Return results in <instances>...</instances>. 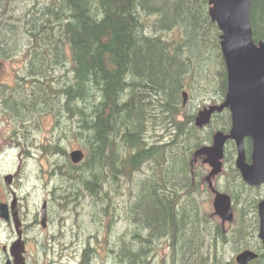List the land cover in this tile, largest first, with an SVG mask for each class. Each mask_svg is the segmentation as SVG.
Instances as JSON below:
<instances>
[{"label":"trees","instance_id":"trees-1","mask_svg":"<svg viewBox=\"0 0 264 264\" xmlns=\"http://www.w3.org/2000/svg\"><path fill=\"white\" fill-rule=\"evenodd\" d=\"M207 8L208 0H0V59L22 54L13 79L0 85V114L11 126L4 140L29 147L21 124L33 118L40 128L53 118L63 207L80 215L89 199L92 226L106 225L100 237L110 264H235L223 257L224 243H254L257 188L232 176V198L243 207L228 234L192 199L191 151L230 123L223 111L198 130L182 107L183 89L226 91L219 30ZM250 22L264 40V0H251ZM70 136L85 150L78 164L68 157ZM142 170L121 207L116 184ZM116 215L129 225L122 235L114 233Z\"/></svg>","mask_w":264,"mask_h":264},{"label":"water","instance_id":"water-1","mask_svg":"<svg viewBox=\"0 0 264 264\" xmlns=\"http://www.w3.org/2000/svg\"><path fill=\"white\" fill-rule=\"evenodd\" d=\"M251 0H209V15L216 22L220 34V47L227 70V92L219 105H212L200 110L195 117V124L202 126L209 122L214 111L228 108L231 127L227 133L217 131L212 143L195 150L194 155H203V162L211 170L209 176L220 172L224 143L232 139L237 147L236 165L241 176L251 185L264 184V43L255 44L249 23ZM183 97L186 93L183 92ZM248 137L252 144L251 163L244 161L243 139ZM73 162L82 159L80 150L69 154ZM215 212L223 220L231 219L229 198L217 194L214 199ZM260 237L264 240V197L258 204ZM251 256L245 252L242 256ZM244 257L239 262L243 263Z\"/></svg>","mask_w":264,"mask_h":264},{"label":"flooded vegetation","instance_id":"flooded-vegetation-1","mask_svg":"<svg viewBox=\"0 0 264 264\" xmlns=\"http://www.w3.org/2000/svg\"><path fill=\"white\" fill-rule=\"evenodd\" d=\"M32 120L21 124L23 135ZM45 147L52 149L47 152L50 165L48 181L52 178V182L51 185L48 181L43 185L47 187V191L44 189L46 195L40 189L42 172L28 173L26 178L31 180L27 179L24 184L29 188L22 185L20 165L11 174L9 185L0 178V264H91L86 256V240L77 236L76 227L72 232L61 226V206L58 204L65 201V196L61 194L59 181L60 141L53 140L38 149L44 153ZM234 154L236 149L232 146L227 150V156ZM68 212L73 218L72 210ZM100 231L97 229L95 232L99 234Z\"/></svg>","mask_w":264,"mask_h":264},{"label":"rangeland","instance_id":"rangeland-1","mask_svg":"<svg viewBox=\"0 0 264 264\" xmlns=\"http://www.w3.org/2000/svg\"><path fill=\"white\" fill-rule=\"evenodd\" d=\"M166 38L170 39L171 38V33L166 34ZM24 47V46H23ZM20 49V48H19ZM22 63V54L19 53L16 56H12L10 57V60H7L6 63L3 65V67L0 69V82L1 83H5L7 80V78H11L15 75V72L17 71L16 68H18V66H20ZM215 71V68H214ZM211 78V77H209ZM207 82L202 81L201 84L205 85ZM207 85V84H206ZM205 89L207 88V86L204 87ZM209 90V89H208ZM204 91L201 92L197 91L196 94H192V98L188 100L187 105L185 107L186 111L189 113H192L194 111H197V109H199L202 105L207 104V103H212L213 100L212 98H209L210 95L209 93L212 92L214 90V88H212L211 91ZM53 118H51L50 123H45V124H40V128L35 126V124L32 123L26 127L25 131H24V136H26V134L28 136H30V138H32L29 146H31L30 149V154L28 155H24V156H30L32 155L31 153H34V157L33 158H29L26 161V166H24V168H22V170L24 171L25 176H27L28 173L32 172L33 174H38L40 173L43 169L48 168L47 167V162L45 160L44 157H42L40 155V153L35 149H38V144H43L44 146L48 145V143H50L51 141L55 140L56 136H57V132L60 129V127L58 125L54 124V121L52 120ZM65 122V121H64ZM11 126L8 125L6 123V119L3 115L0 114V176L9 172V171H14L16 170L17 164H18V158L16 155H18L17 153L19 152V149L16 147H13L12 145L8 144L7 142L4 141L2 136H8L6 133L10 130ZM65 146L67 147V151H71L72 148H81L83 150V146L82 144L74 137L70 136L67 140H65ZM40 151V149H38ZM48 152H50V148L48 150ZM49 169V168H48ZM15 172V171H14ZM145 172L142 170L138 173L135 174V176H133V178L130 181H126L127 179H122L119 180L118 184H116V186L118 187L117 190L119 189L120 193H117L115 195L114 193V198L116 199V201H118V204L121 207H124L126 205V202H128V195L126 193H123L124 190H129L133 187V185L137 187V180H141L143 179L142 177L145 176ZM45 179H46V175L41 177L40 182L42 183V185L40 184V189L42 191V193H44V195H46L47 193L45 192V190L47 189L43 187V185L45 184ZM49 180V178H48ZM33 181H38V179ZM52 182V178H50V181H48V183L51 185ZM127 182V183H126ZM47 184V185H49ZM31 185H33V183H31ZM29 188V186H28ZM45 189V190H44ZM115 189V191H117ZM47 191V190H46ZM197 195V194H196ZM68 196V195H66ZM65 196V197H66ZM207 195H205L203 197V206L205 211H207V214L212 212V208L210 206V203L207 202L206 200ZM202 197L200 196V201H201ZM210 199V197L208 198ZM62 201V199H61ZM129 203V202H128ZM85 206H89V199H87L86 201H84ZM105 204V203H104ZM86 207V209L84 208V212H82L80 215H78L76 213V211H72L73 212V218L69 217V210H71V208L66 207L65 211L63 212V217L64 219H61L62 224L61 226H66L67 228H69L72 232H74V227L79 226L81 227L80 229H77L76 231L79 232L81 231V236H83V238L85 239L86 236H91L94 239H97L99 242L101 240L100 235H98L95 231L97 230V228H94L91 224V220H90V216L88 214V208ZM118 214L122 215L123 214V210H121ZM68 216V217H67ZM62 217V218H63ZM118 222H117V227L115 228L114 233H124V231L126 230V227H129V225H121V221H119V216L116 215ZM107 218L104 220V224H106ZM73 224V225H72ZM75 225V226H74ZM104 225V229L101 231V234L106 233L107 229H105ZM228 226V225H226ZM66 229V228H65ZM65 229H62L63 231ZM230 229V230H228ZM232 229H234V226H228L226 228V231H231ZM122 235V234H121ZM126 238V237H125ZM107 249H108V245ZM108 251V250H107ZM158 252L160 254V257L163 258V256L166 254L167 249L166 247L163 248L162 246H160L158 248ZM103 251H99L95 257V261L94 264H101L102 261L104 260V253ZM234 253V248L232 246H229L227 249L223 250V254L227 259H231V256ZM108 257H107V262L104 264H110V253L108 251Z\"/></svg>","mask_w":264,"mask_h":264},{"label":"bare ground","instance_id":"bare-ground-1","mask_svg":"<svg viewBox=\"0 0 264 264\" xmlns=\"http://www.w3.org/2000/svg\"><path fill=\"white\" fill-rule=\"evenodd\" d=\"M37 48V47H36ZM105 113V112H104ZM48 148V147H47Z\"/></svg>","mask_w":264,"mask_h":264}]
</instances>
